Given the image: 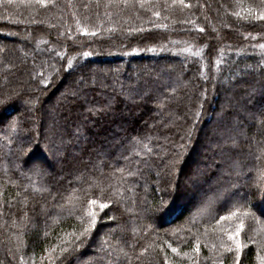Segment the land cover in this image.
I'll return each mask as SVG.
<instances>
[{"label":"trees","instance_id":"1","mask_svg":"<svg viewBox=\"0 0 264 264\" xmlns=\"http://www.w3.org/2000/svg\"><path fill=\"white\" fill-rule=\"evenodd\" d=\"M185 4L0 0V264H261L264 0Z\"/></svg>","mask_w":264,"mask_h":264},{"label":"snow or ice","instance_id":"2","mask_svg":"<svg viewBox=\"0 0 264 264\" xmlns=\"http://www.w3.org/2000/svg\"><path fill=\"white\" fill-rule=\"evenodd\" d=\"M9 2H11V0H9ZM30 3H34L36 5H39L41 7H44V6H47L49 4H52L53 3V0H29ZM99 2V0H97V3ZM108 3H123L125 5H127L129 3V0H107ZM136 3L139 4L140 7H143L145 3H147V0H136ZM173 3H179L181 5H183L184 7H187L188 5L185 4V0H173ZM88 5H85V7H87ZM154 15H159V13H153ZM234 15L236 16H239L240 13L239 12H236V13H233ZM259 18L261 20H264V12H261L259 14ZM200 31H203V29H200ZM262 48H264V45H261ZM84 55H89V53H84ZM137 143H139V141H137ZM233 147H236V142L235 140H233V144H232ZM145 147H147L145 145ZM89 204L91 205H97L98 204V207L103 210L104 208L108 207V204L107 203H98L97 200H89L88 201ZM88 215L90 216V223L92 225L95 224L96 222V213L95 211H92L90 213H88ZM230 216H234L235 213H229ZM111 219V218H110ZM225 217H221V220H224ZM243 227V224L241 223L240 225L237 226L236 228V232L235 234L229 232L228 233V239L233 241V243L235 244V251H236V258L237 260L239 259V254H240V248H241V244L239 243V240H238V237H239V233H240V230L242 229ZM89 231V228L87 226L84 227L83 231L79 234V235H76L75 233L71 234L73 236H75V240L76 241H79L81 236L85 233ZM73 241L69 238V239H64V240H61V244L65 245L64 247H60L59 245H53L52 248L49 250V249H45V252H55L57 251V249L59 248V251L62 253V254H66V253H70V248L67 246L69 244H72ZM79 245L77 244L76 247H78ZM169 247H171V245H169ZM172 252L174 253H177V249L176 248H172L171 249ZM233 249L231 247H228L227 248V251L231 252ZM192 252H195V253H199V245L197 243V245L195 247H193V249L191 250ZM179 255V253H177ZM184 256H186L190 261H192V256L189 254V253H184L183 254ZM50 261L52 259V257L50 256L49 257ZM193 264H194V261H193ZM261 264H264V258L261 259Z\"/></svg>","mask_w":264,"mask_h":264},{"label":"rangeland","instance_id":"3","mask_svg":"<svg viewBox=\"0 0 264 264\" xmlns=\"http://www.w3.org/2000/svg\"><path fill=\"white\" fill-rule=\"evenodd\" d=\"M155 79H157V80H160V81H163V82H165V83H171L172 85H174V84H176V86L178 85V83L175 81V80H172V78L170 79V77L168 76V77H165V78H160V77H157V78H155ZM165 80V81H164ZM167 84V85H168ZM181 88V87H180ZM93 89V88H92ZM113 93V92H112ZM49 103V102H48ZM46 106H47V103H46ZM225 107H227V106H225ZM225 107H223V108H225ZM29 112V111H28ZM219 120H221V119H219ZM209 127V126H208ZM205 130V129H204ZM45 131V130H44ZM10 133H12V130H10ZM14 133V132H13ZM20 133V132H19ZM18 134V133H17ZM16 137H18L17 138V141H20V135H17ZM84 145H82L81 146V148L83 147ZM221 146H222V144H221ZM211 149H214V147H212ZM92 151H93V149H91ZM204 151L202 152V154L204 155ZM200 155V153H198L197 152V154H196V156L198 157ZM51 160H52V158H50ZM42 162H41V160L39 159V157L38 156H35L34 158H33V160L30 162V164H29V166L31 167V168H36V169H41L42 168ZM52 165H53V168H54V170L55 171H57L58 170V168H59V166H60V164L58 163V161H52ZM198 168V167H197ZM197 168H195V170L197 169ZM198 169H200V168H198ZM15 170H16V168H15ZM187 170V169H186ZM54 172V171H53ZM52 174V170H50L48 173H45L44 174V177L45 176H49V175H51ZM159 176H161V173H160V175H159V173L158 174H155V178H157V177H159ZM200 204V202H198V200H196V205H197V207H198V205ZM79 261V263H83V260H78Z\"/></svg>","mask_w":264,"mask_h":264}]
</instances>
